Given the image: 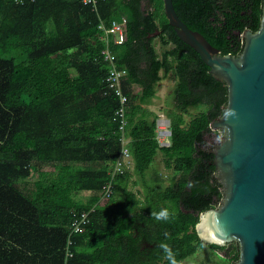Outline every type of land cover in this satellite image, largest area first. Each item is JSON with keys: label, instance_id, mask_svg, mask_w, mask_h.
Listing matches in <instances>:
<instances>
[{"label": "trees", "instance_id": "obj_1", "mask_svg": "<svg viewBox=\"0 0 264 264\" xmlns=\"http://www.w3.org/2000/svg\"><path fill=\"white\" fill-rule=\"evenodd\" d=\"M173 1L180 18L222 54H240L244 30L261 25L264 0ZM93 8L80 0H0V264H65L70 223L92 207L89 222L73 235L74 264H169L161 243L178 261L209 245L235 263L238 242L206 244L196 229L199 214L225 196L208 138L228 103L225 80L177 35L164 0H99ZM114 20L126 33L112 48L128 69L130 148L143 198L129 188V170L116 176L112 196H103L122 146L113 119L119 99L105 81L109 64L98 29ZM170 72L177 79L167 112L171 145L160 146L158 115L145 104ZM199 104L207 110L187 121ZM159 151L174 169L164 188L146 179ZM75 162L103 164L73 168ZM33 163L58 171L39 170L37 180L25 181ZM20 180L32 185L29 194ZM82 191L85 200L77 195ZM162 208L174 213L167 222L151 215Z\"/></svg>", "mask_w": 264, "mask_h": 264}, {"label": "water", "instance_id": "obj_2", "mask_svg": "<svg viewBox=\"0 0 264 264\" xmlns=\"http://www.w3.org/2000/svg\"><path fill=\"white\" fill-rule=\"evenodd\" d=\"M164 10L177 35L228 87L226 109L211 124L224 132L212 152L225 196L220 206L199 214L197 232L206 244L237 241L240 258L233 264H264V5L260 28L244 30L238 55L222 54L189 27L173 0H164Z\"/></svg>", "mask_w": 264, "mask_h": 264}, {"label": "built area", "instance_id": "obj_3", "mask_svg": "<svg viewBox=\"0 0 264 264\" xmlns=\"http://www.w3.org/2000/svg\"><path fill=\"white\" fill-rule=\"evenodd\" d=\"M21 2L22 0H15ZM85 5H91L96 8L99 0H80ZM99 39L104 43L102 49V55L105 61L109 64V70L106 75L105 81L108 87L119 99V106L114 113V121L119 123V129L121 131V151L118 158L112 163V168L109 171L110 179L104 186V197H111L114 193L115 178L118 174L124 173L129 170L134 157L130 148V142L132 136L129 134L128 125V111H129V95L125 91V83L128 79V69L125 66H120L117 61V55L113 50V45L123 44L126 40V33L124 25L114 20L111 24H106L101 21L98 24ZM159 123L157 124V135L156 138L160 146L171 145V126L170 120L165 116L159 115ZM166 123V124H165ZM95 210L92 207L89 210H83L79 213H75V216L69 226V234L66 245L65 264H74L71 259L74 257V251L71 246L73 244V235L80 231L84 224H87L90 220L91 212Z\"/></svg>", "mask_w": 264, "mask_h": 264}, {"label": "rangeland", "instance_id": "obj_4", "mask_svg": "<svg viewBox=\"0 0 264 264\" xmlns=\"http://www.w3.org/2000/svg\"><path fill=\"white\" fill-rule=\"evenodd\" d=\"M50 23L51 21L49 22V24ZM155 45L158 52H161L163 50L159 38L155 39ZM9 54L14 55V53H9ZM161 73H163V71H161ZM176 82H177L176 77L172 72H170L165 78L159 81V83L156 85L157 88L156 95L151 99L149 103H146L145 106L150 110L154 111L158 116L162 115L170 120L167 112L168 110L173 108L174 98L171 92ZM205 110H207L206 104H199L196 107H191L190 113L186 114L187 121H189L193 116L197 115L199 112ZM157 122L159 123V119H157ZM217 130L218 132H216ZM208 138L210 140V143L216 146L224 138V132H221L220 129H216L210 135H208ZM102 164L103 163L101 162H75L72 165L73 168H91V167L102 166ZM134 164L135 162H133L131 167L129 168V171L132 173V178L130 180L129 188L136 191L139 197L143 198L145 195L146 187L144 185L143 178L135 171ZM32 165L34 172L28 178H26L25 181L33 182L34 180H37L39 178V174H38L39 170H43L47 172L53 171L55 173L58 171V169L55 168L54 166L38 165L37 163H33ZM173 176H174V169L167 168L165 166L163 152L159 151L155 157L154 162L152 163L151 168L146 173V179L149 181V183L153 184L157 182L156 184L160 188H164L171 183ZM135 180L138 181L137 184L133 183V181ZM19 186L22 190L25 191V193L27 192L26 194H29L28 193L29 191H27V189H30L32 185L29 183L27 185L25 184L23 185L20 180ZM77 195L78 197L85 200L88 197V192L82 191L80 194ZM226 261L227 260L224 257L223 250H214L209 245H206L204 247H200L196 253L189 255L187 258L179 262L180 264H224Z\"/></svg>", "mask_w": 264, "mask_h": 264}, {"label": "clouds", "instance_id": "obj_5", "mask_svg": "<svg viewBox=\"0 0 264 264\" xmlns=\"http://www.w3.org/2000/svg\"><path fill=\"white\" fill-rule=\"evenodd\" d=\"M152 217L157 221H169L174 213L170 212L167 208H162L159 212H152ZM165 237L167 238L169 234L166 232ZM159 247L165 254V258L168 260L169 264H180V262L176 259V252L172 249V247L167 243H161Z\"/></svg>", "mask_w": 264, "mask_h": 264}, {"label": "flooded vegetation", "instance_id": "obj_6", "mask_svg": "<svg viewBox=\"0 0 264 264\" xmlns=\"http://www.w3.org/2000/svg\"><path fill=\"white\" fill-rule=\"evenodd\" d=\"M221 130V132H223V130L222 129H220ZM222 134V133H221ZM232 242H237V241H232ZM232 242H229V243H232Z\"/></svg>", "mask_w": 264, "mask_h": 264}, {"label": "bare ground", "instance_id": "obj_7", "mask_svg": "<svg viewBox=\"0 0 264 264\" xmlns=\"http://www.w3.org/2000/svg\"><path fill=\"white\" fill-rule=\"evenodd\" d=\"M82 3V2H81ZM94 9V8H93Z\"/></svg>", "mask_w": 264, "mask_h": 264}, {"label": "crops", "instance_id": "obj_8", "mask_svg": "<svg viewBox=\"0 0 264 264\" xmlns=\"http://www.w3.org/2000/svg\"><path fill=\"white\" fill-rule=\"evenodd\" d=\"M135 165V164H134Z\"/></svg>", "mask_w": 264, "mask_h": 264}]
</instances>
